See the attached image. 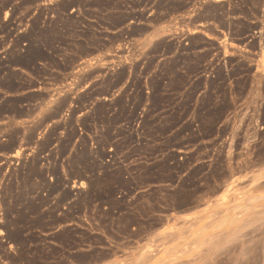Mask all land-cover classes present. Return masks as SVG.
<instances>
[{
    "label": "rangeland",
    "instance_id": "1",
    "mask_svg": "<svg viewBox=\"0 0 264 264\" xmlns=\"http://www.w3.org/2000/svg\"><path fill=\"white\" fill-rule=\"evenodd\" d=\"M43 1L0 0L56 85L0 146V264H264V0Z\"/></svg>",
    "mask_w": 264,
    "mask_h": 264
},
{
    "label": "crops",
    "instance_id": "2",
    "mask_svg": "<svg viewBox=\"0 0 264 264\" xmlns=\"http://www.w3.org/2000/svg\"><path fill=\"white\" fill-rule=\"evenodd\" d=\"M48 1L50 0H44L42 4L48 3ZM133 22L140 24L137 21ZM19 32L20 30L18 32L16 30L13 31V35L6 39L4 34H0V146L8 144L12 139L13 132L17 130L15 149L8 154L14 156L20 148L37 145L41 141L42 136L47 133L49 125H53L55 120L47 119L41 125H37L46 116L50 105L53 103L50 96L56 85H53L54 83L51 81H45L46 77H40L34 74L32 70L34 68L48 67V59L36 57L33 60H29L31 49H38L46 54L50 53V50L46 46H39L38 43L29 44L24 42L16 45L15 38ZM148 32L147 36L158 35L157 30ZM25 43L27 44L25 45ZM23 58L26 61H30V63H24L22 61ZM24 73H28V75L30 73L31 79H34L36 84L23 89L22 75ZM64 84L65 82L63 81L61 85ZM38 92H48L49 95L42 99L23 101V96ZM23 109H25L24 114ZM29 109L34 110L28 112ZM32 130H35V139L33 142H28L26 135ZM2 153L3 151L0 150V155Z\"/></svg>",
    "mask_w": 264,
    "mask_h": 264
}]
</instances>
